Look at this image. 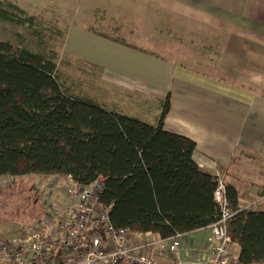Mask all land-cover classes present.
I'll use <instances>...</instances> for the list:
<instances>
[{"label":"crops","instance_id":"crops-1","mask_svg":"<svg viewBox=\"0 0 264 264\" xmlns=\"http://www.w3.org/2000/svg\"><path fill=\"white\" fill-rule=\"evenodd\" d=\"M75 4L62 53L117 91L100 104L155 124L169 95L163 128L195 143L240 207L264 211V0H83L81 15Z\"/></svg>","mask_w":264,"mask_h":264},{"label":"trees","instance_id":"trees-1","mask_svg":"<svg viewBox=\"0 0 264 264\" xmlns=\"http://www.w3.org/2000/svg\"><path fill=\"white\" fill-rule=\"evenodd\" d=\"M0 20L34 25V16L11 0H0ZM56 61L55 52L0 40V176L69 175L83 186L102 178L99 200L110 205L111 223L162 238L214 222L218 176L198 166L192 140L163 128L169 95L149 124L73 93ZM224 184L237 259L264 264V211L241 208L237 187ZM36 199L29 196L33 218L42 214Z\"/></svg>","mask_w":264,"mask_h":264},{"label":"built area","instance_id":"built-area-1","mask_svg":"<svg viewBox=\"0 0 264 264\" xmlns=\"http://www.w3.org/2000/svg\"><path fill=\"white\" fill-rule=\"evenodd\" d=\"M216 175L213 197L220 213L214 222L189 233L143 238L141 232L111 223L110 205L99 200L102 178L83 186L69 175L51 174L42 187L34 186L42 194L43 217L21 235L0 237V264H240L227 228L233 212L225 204L224 178ZM59 176L65 179L73 200L70 206L74 210L66 219V209L56 206L50 197ZM14 180V176L2 175L0 186ZM197 233L203 235L197 237Z\"/></svg>","mask_w":264,"mask_h":264},{"label":"rangeland","instance_id":"rangeland-1","mask_svg":"<svg viewBox=\"0 0 264 264\" xmlns=\"http://www.w3.org/2000/svg\"><path fill=\"white\" fill-rule=\"evenodd\" d=\"M75 1L79 5V11L76 14L81 15L84 12L83 0H17L18 5L27 14L34 16V25L30 27L0 20V40L8 41L14 47L26 46L34 52L46 54L55 52L59 75L73 93L88 95L99 103L103 102L104 97L112 100L118 93L103 83L104 81H100V72L62 53L63 25L67 16L70 14V17L73 8L76 7ZM62 3L67 4L66 7H63ZM56 13L64 18L56 16ZM50 177L51 175H19L15 176L14 182L0 186V237L21 235L37 219L43 217L45 206L42 194L36 191L34 186L42 187L50 181ZM54 187L56 190L51 191L50 197L56 206L66 209L67 213L64 215L65 218L63 217L66 219L74 208L70 206L73 200L69 199L65 179L60 176L56 177ZM57 190L58 198L56 197ZM30 195L37 198L39 211L42 212L36 218H33L36 214H34L35 209L28 205ZM65 198L70 200L69 205L64 203Z\"/></svg>","mask_w":264,"mask_h":264}]
</instances>
